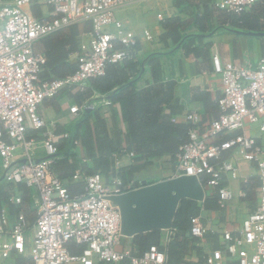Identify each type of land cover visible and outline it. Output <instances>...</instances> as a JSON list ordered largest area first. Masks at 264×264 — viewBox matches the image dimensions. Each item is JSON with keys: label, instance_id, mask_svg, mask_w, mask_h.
<instances>
[{"label": "built area", "instance_id": "2783aa9c", "mask_svg": "<svg viewBox=\"0 0 264 264\" xmlns=\"http://www.w3.org/2000/svg\"><path fill=\"white\" fill-rule=\"evenodd\" d=\"M144 0H0V156L3 179L34 189L37 218L31 226L19 212L11 221L10 210L0 206V264L13 254L30 259L27 264H166L157 245L143 254L119 250L122 212L113 195L122 192L121 180L112 188L106 174L92 173L84 189L73 193L53 170L58 146L48 129L40 139L29 137L30 129L48 127L40 113L45 100L63 90L86 93L90 79L106 73L109 63L137 55L138 39L118 18L125 5ZM259 0H221L218 8L232 14L249 10ZM50 8L34 15L30 6ZM85 21L92 23V37L81 44L78 68L62 78L41 76L47 57L35 45L45 36ZM148 39L152 37L145 31ZM213 65L221 75L220 113L203 121L198 111L186 114L188 139L176 152L173 178L186 176L199 182L202 190L217 188L222 207L235 198L227 178L237 179L241 161L255 162L260 177V201L236 231L223 232L224 246L209 253L199 264H228L225 252L235 264H264V141L247 133L257 125L264 133V57L256 66H225L218 55ZM92 95H97L92 91ZM109 102V101H108ZM111 103V102H110ZM90 107L87 101L73 104L76 115ZM176 120V119H174ZM69 133H65L68 137ZM78 144V141H75ZM39 147L47 156L37 158ZM134 155V152H130ZM79 173V172H78ZM243 190L240 195L245 196ZM21 203V197L11 198ZM190 232L201 238L205 230L200 216L191 218ZM29 235H31L29 237ZM83 246L73 252L70 245Z\"/></svg>", "mask_w": 264, "mask_h": 264}, {"label": "crops", "instance_id": "0c3cea01", "mask_svg": "<svg viewBox=\"0 0 264 264\" xmlns=\"http://www.w3.org/2000/svg\"><path fill=\"white\" fill-rule=\"evenodd\" d=\"M219 1L221 0H179L180 5L177 6L175 0H144L125 5L117 11V16L125 27L136 34L137 56L141 58L150 53H158L159 68H153L147 63L144 66H138L139 72L129 71L130 80L135 81L137 89L154 87L170 80L175 82L173 98L164 105L160 114L161 121L174 118L177 123L188 124L185 117L192 110L198 111L203 121H209L219 115L218 98L222 95V80L221 75L214 69V55H218L225 66H256L264 57V35L239 33L233 29L221 27L227 26L232 19L225 17V11L218 8ZM29 9L37 17L50 12V8H41L39 5L30 6ZM78 25L80 30L78 49L71 52L68 59L73 64L78 61L81 44L90 41L93 30L90 21ZM146 30L151 32L150 39L145 35ZM173 30L183 38L182 41L188 35L195 36L197 39L195 38L192 48L198 49L199 53L188 52L181 46L182 41L175 43L168 35L169 32L175 33L172 32ZM45 37L36 43L35 48L46 55ZM155 76H158V80ZM92 91L91 89L86 93H80L75 90H63L56 97L45 100L40 107V113L47 120L48 127L41 130L30 129L28 135L40 139L48 129L52 132L56 143L67 138L65 133H69L72 140L79 122L83 119V113L81 115L72 113L70 106L87 101L89 106L105 120L109 139L120 145L119 152L113 155L114 168L106 177L112 188L116 185L117 179L123 181L122 192L113 195V203L124 211L129 202L125 195L127 192L140 186L173 178L176 164L170 162L169 155H164L155 158L152 164L137 172L128 173L126 179H121L122 174H125V168L128 169L131 165L139 163L135 155L130 154L131 149H128V123L125 121L120 102L110 103V95L96 92L97 95L94 96ZM94 121L95 118H93ZM246 132L258 138L259 141H264V133L257 125L249 126ZM45 156H47L46 150L39 147L37 158ZM53 166V170L56 169L65 177L63 180L69 189L73 193H80L84 189L87 174L91 173L90 170L94 167V162L87 158L86 148L81 141L65 155L56 159ZM154 166H158L161 174L149 176L148 168ZM117 172L121 177L117 175ZM260 184L256 163L241 161L239 177L226 180V185L234 191L235 198L218 210H202L199 216L205 233L203 237H197V241L192 240L191 237L188 238L184 264L202 263L209 253L223 248V232L238 230L246 216L258 207L261 197ZM241 190L246 193L245 196L240 195ZM216 191L218 192V189L212 187L204 189L199 199L213 195ZM34 192V189L24 184L3 179L0 156V206H7L10 210L11 221H14L19 212H24L31 225L29 232L32 231V225L37 218ZM15 196H20L22 202L12 203L11 198ZM126 224L127 220L122 218L120 243L117 248L129 249L137 253L136 235L146 233L148 230L132 233ZM188 235L187 233L186 236ZM223 255L226 263H236V258L229 257L225 252ZM20 257L25 256L13 254L5 264H18ZM114 264H121V262Z\"/></svg>", "mask_w": 264, "mask_h": 264}, {"label": "trees", "instance_id": "16d2710c", "mask_svg": "<svg viewBox=\"0 0 264 264\" xmlns=\"http://www.w3.org/2000/svg\"><path fill=\"white\" fill-rule=\"evenodd\" d=\"M175 4L180 5L179 0H175ZM225 17L231 18L232 21L227 26L222 25L221 27L245 31H264V0L255 3L249 10L241 14H232L225 11ZM62 30L65 32L55 31L44 39L47 57V62L41 72V76L44 78H62L78 68L77 63H70L68 59L69 54L78 49L79 25L73 24ZM172 32L175 33L169 32L168 35L172 37L175 43H180L183 38L175 30ZM195 38L193 35H188L182 41L181 46L186 48L188 52L195 51L198 54V49L192 48L196 41ZM157 54L150 53L141 58L134 55L130 59L109 63L104 75L90 79V85L94 92L110 95L111 103H121L125 121L128 123V149L134 152L139 163L131 165L128 169L125 168V174H122V177L117 172L121 179H126L128 173L133 174L152 164L155 158L164 155H169L170 162L175 165L176 152L179 146L188 139L189 124L177 123L174 118L160 120L164 105L168 104L173 98L175 82L170 80L154 87L150 86L138 90L135 81L130 80L129 71L139 72V65L144 66L149 63L153 68H159L160 63L157 60ZM155 77L158 80V76ZM93 118H95L94 122ZM75 141H78V143L83 142L87 158L94 162V167L90 170L91 173L87 175L96 172L107 175L114 168L113 161L115 157L113 155L115 152H119L120 145L109 139L105 120L91 107L86 108L84 111L83 119L79 122L72 140L69 135L66 139L56 143L59 151L55 160L75 147L77 145ZM54 172L60 179L65 178L56 169ZM121 182L123 184L122 180ZM219 208H221V205L217 191L202 200L193 197H182L174 211L170 225L154 227L146 233L136 235L137 254H143L151 245H157L165 253L166 264H184L188 238L191 237L192 240L197 241V237L190 232L191 218L200 215L204 209L218 210ZM187 233L189 234L188 237L186 236ZM82 247L74 243L70 245L73 252L81 251ZM29 262L28 257L18 258V264ZM121 264H129V262L124 260Z\"/></svg>", "mask_w": 264, "mask_h": 264}, {"label": "water", "instance_id": "95a60500", "mask_svg": "<svg viewBox=\"0 0 264 264\" xmlns=\"http://www.w3.org/2000/svg\"><path fill=\"white\" fill-rule=\"evenodd\" d=\"M235 32L253 35H264V31ZM203 190L199 182L186 176L169 178L149 185L130 190L125 195L128 198L127 208L122 212V218L127 220V228L132 233L150 230L154 227L168 226L174 211L182 197L199 198Z\"/></svg>", "mask_w": 264, "mask_h": 264}, {"label": "rangeland", "instance_id": "374dc122", "mask_svg": "<svg viewBox=\"0 0 264 264\" xmlns=\"http://www.w3.org/2000/svg\"><path fill=\"white\" fill-rule=\"evenodd\" d=\"M161 174L160 173V169L158 168V166H154V167H149L148 168V171H147V174L149 175V176H155V175H157V174ZM199 199V198H198Z\"/></svg>", "mask_w": 264, "mask_h": 264}]
</instances>
